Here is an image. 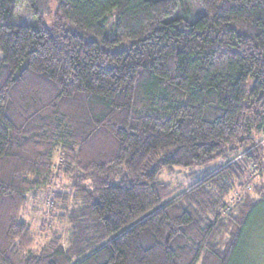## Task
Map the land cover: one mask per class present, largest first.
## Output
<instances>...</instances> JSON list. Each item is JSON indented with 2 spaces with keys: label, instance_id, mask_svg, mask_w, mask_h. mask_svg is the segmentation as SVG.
Returning a JSON list of instances; mask_svg holds the SVG:
<instances>
[{
  "label": "trees",
  "instance_id": "16d2710c",
  "mask_svg": "<svg viewBox=\"0 0 264 264\" xmlns=\"http://www.w3.org/2000/svg\"><path fill=\"white\" fill-rule=\"evenodd\" d=\"M51 3L0 0V264H240L264 207V0H57L47 24ZM175 168L203 175L181 192ZM63 175L74 239L33 254L23 211Z\"/></svg>",
  "mask_w": 264,
  "mask_h": 264
},
{
  "label": "rangeland",
  "instance_id": "374dc122",
  "mask_svg": "<svg viewBox=\"0 0 264 264\" xmlns=\"http://www.w3.org/2000/svg\"><path fill=\"white\" fill-rule=\"evenodd\" d=\"M184 5H188L193 11L199 14L197 0H182ZM57 8V0H52L51 12L46 16L47 24H50ZM115 16L109 18V24H114ZM16 21L19 24L32 25L36 22L35 18L29 12L26 6L22 5L16 9ZM262 142V143H261ZM260 145H264V138ZM57 167L62 163V156H56ZM223 165L220 161L212 167V170ZM203 174L199 170L175 168L173 171H167L161 176V180L172 186L173 189L180 188L181 192L190 188L197 179ZM262 174L258 172L255 181L258 182ZM51 185L34 198L30 196L29 202L23 211V219L30 222L33 235L35 237V246L31 252L33 254L40 252L53 239L61 238L62 245L68 249L71 245L73 228L69 221V212L71 207L76 204L78 188L77 180L70 175H63L61 179H54ZM252 198H259L252 187H248ZM238 196V195H237ZM234 199L232 195L230 197ZM230 204V200H228ZM247 229H252L251 238H245L239 250L236 260L240 264H264V207L252 215Z\"/></svg>",
  "mask_w": 264,
  "mask_h": 264
}]
</instances>
